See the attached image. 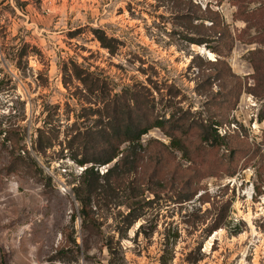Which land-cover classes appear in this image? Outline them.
Instances as JSON below:
<instances>
[{"label": "rangeland", "instance_id": "374dc122", "mask_svg": "<svg viewBox=\"0 0 264 264\" xmlns=\"http://www.w3.org/2000/svg\"><path fill=\"white\" fill-rule=\"evenodd\" d=\"M141 87L164 127L83 223L67 142ZM0 264H264V0H0Z\"/></svg>", "mask_w": 264, "mask_h": 264}, {"label": "trees", "instance_id": "16d2710c", "mask_svg": "<svg viewBox=\"0 0 264 264\" xmlns=\"http://www.w3.org/2000/svg\"><path fill=\"white\" fill-rule=\"evenodd\" d=\"M26 3L23 4V6ZM209 17L201 16V19H211L209 29L218 27V22L213 16L214 14L207 10ZM205 14V13H204ZM199 19V18H198ZM220 27V26H219ZM219 37L224 33L216 31ZM95 38L100 45L108 49L110 54H114V49L111 46L114 39L108 38L102 31H94ZM193 44L201 45L205 43L204 38L199 40H189ZM73 76L79 80L89 94H95L97 90L102 91L107 86L101 80L94 79L93 76L82 70L76 65L72 66ZM64 85L67 86L66 82ZM144 87L125 89L121 95H115L113 98H105L103 101L104 114L101 120L93 127L87 128L84 132H78L73 135L67 142L68 147L72 148L74 140H77L74 149V155L70 156L72 161L80 167L85 166L81 174L78 176L79 186L76 188L74 196L79 203V216L83 223L92 222L91 217V198L99 191H105V183H109L117 175H126L135 168L136 165V149L142 148L141 137L146 135L153 128L163 129L164 125L158 117H152V109L154 107L153 99H150L149 94ZM48 125L50 123L44 122ZM38 128L36 130V139L32 143V149L37 154H45L46 148L52 144L51 132L53 128ZM72 132V131H71ZM214 136V137H213ZM216 144V139H219L216 129L213 130V135L210 134ZM91 140H94L92 142ZM96 140V141H95ZM203 140L209 141V134H203ZM93 144H96L95 146ZM126 145L124 149L119 150L120 146ZM85 150L86 153L85 154ZM82 153V156H78ZM134 153V154H133ZM120 156V158H118ZM132 158L129 161V158ZM118 158L113 166L109 167L106 172L100 174L98 168L110 164ZM36 165V163H34ZM90 164V165H89ZM89 165V166H88ZM75 218V215H73ZM128 220L127 226H131L137 219L131 213L126 215Z\"/></svg>", "mask_w": 264, "mask_h": 264}]
</instances>
